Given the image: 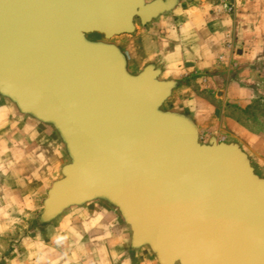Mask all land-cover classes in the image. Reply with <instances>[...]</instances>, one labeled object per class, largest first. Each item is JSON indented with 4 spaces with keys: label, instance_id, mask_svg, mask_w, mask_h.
I'll return each instance as SVG.
<instances>
[{
    "label": "water",
    "instance_id": "water-1",
    "mask_svg": "<svg viewBox=\"0 0 264 264\" xmlns=\"http://www.w3.org/2000/svg\"><path fill=\"white\" fill-rule=\"evenodd\" d=\"M180 1L0 0V97L64 145L42 222L100 200L157 264H264V178L237 144L201 143L189 115L163 110L175 81L130 72L110 42Z\"/></svg>",
    "mask_w": 264,
    "mask_h": 264
},
{
    "label": "crops",
    "instance_id": "crops-1",
    "mask_svg": "<svg viewBox=\"0 0 264 264\" xmlns=\"http://www.w3.org/2000/svg\"><path fill=\"white\" fill-rule=\"evenodd\" d=\"M234 1L233 14L205 0L178 3L146 26H135L133 43L120 49L129 70L131 59L138 57V69L130 72L152 65L160 69L162 80L175 81L168 103L175 111L189 115L201 136L237 144L252 164L258 154L249 132L231 115V106H241L239 99L247 94L234 82L242 76L241 66L246 63L242 42L249 38L246 31H250L254 13L250 0ZM65 160L64 145L50 126L20 114L0 97V232L16 233L18 215L31 218L35 200L43 189L47 192L46 184L60 174ZM75 209L85 215L82 231H74L72 238L63 236L59 224L66 223L69 216L60 218L57 241L46 240L54 230L24 241L25 246L19 248L24 264H68L69 258L86 255L99 264H153L143 250L131 248L124 240L122 225L108 204L97 200ZM86 241L91 247L81 249ZM76 260L72 264L82 262Z\"/></svg>",
    "mask_w": 264,
    "mask_h": 264
},
{
    "label": "rangeland",
    "instance_id": "rangeland-1",
    "mask_svg": "<svg viewBox=\"0 0 264 264\" xmlns=\"http://www.w3.org/2000/svg\"><path fill=\"white\" fill-rule=\"evenodd\" d=\"M147 2H151L153 0H146ZM194 0H181L179 3L186 4L192 3ZM206 2L215 6V8H221L224 3L233 5L235 4L234 0H205ZM251 9L253 10L254 17L251 19L252 24L250 26V31H246V36L244 38L242 44L243 51H245L246 63L242 65L241 74L239 76L238 82H234V85L240 83L246 91V97L243 99H239L241 106L237 105L236 107L231 106V115L237 116L238 121L242 123V125L246 128L249 132L251 137V142L253 148H255L258 159L252 161V167L254 168L255 173L264 178V0H250ZM235 11V9H234ZM234 13V12H233ZM232 13V14H233ZM167 14V13H166ZM135 26L140 27L138 20H135ZM136 30L131 35H123L119 37H115L110 40L111 43H114L119 48H126L128 43H133L135 39ZM244 37V35H243ZM88 39L91 41H104L103 37L97 34H92L88 36ZM133 48V53L137 52L136 47L134 44L131 45ZM131 49V50H132ZM137 62V63H136ZM131 68L130 71H136L139 67V60L138 57H133L131 59ZM232 68H234L232 66ZM236 73L237 70L233 69ZM235 73V74H236ZM240 100H243L242 102ZM4 103L8 105L14 106L4 99ZM163 110L167 111H175L174 108H171L168 100L163 105ZM177 112V111H175ZM200 135V134H199ZM216 138V137H215ZM210 138L200 135V142L206 144ZM218 140V138H216ZM220 141V140H218ZM66 163H68V157L66 154ZM61 175L58 173L57 176L54 178L49 179L48 184H46V189H48L53 181L60 179ZM45 189V190H46ZM46 197V191L41 192L39 197L35 200L34 207L32 209V213L30 214L31 218L27 216L28 219L18 215L19 223L16 225L17 231L16 233H10L8 231L0 232V264H24V259H20V254L22 251L19 248L25 246L26 240L33 238L35 235L43 234L45 231L54 230V235L51 233L48 238L46 239L48 242L57 241L60 235L58 233V224L60 218L68 217L66 223L60 222L59 225L61 227V234L65 237L72 238L73 232L80 233L82 231V219L84 218V214L78 213V209L70 208L63 212L60 216L56 217L50 222H42V203ZM109 208L114 212L115 218L119 221L122 225L123 231L125 232L124 240L130 244V232L127 226L123 224L121 221L117 211L108 205ZM62 220V219H61ZM84 223V222H83ZM16 234V235H15ZM55 237V238H54ZM57 238V239H56ZM35 241V239H32ZM25 241V243H24ZM46 241V242H47ZM62 239L60 240V242ZM64 241V240H63ZM63 241L61 243H63ZM27 242H29L27 240ZM36 242V241H35ZM87 242V243H86ZM84 242L85 245H81V249L88 250L91 247V242L89 241ZM37 243V242H36ZM73 243V242H72ZM83 244V243H82ZM64 245V244H63ZM94 246V245H93ZM83 247V248H82ZM72 249L73 246H70ZM146 254L147 257L153 260V264H157L154 256L151 252L146 248H140ZM19 254V255H18ZM24 257V256H23ZM73 259V260H72ZM77 259V260H76ZM69 258L68 264H72L75 260H82V262H78L80 264H99L98 261L94 262L92 258L88 255L85 258ZM117 264V263H115Z\"/></svg>",
    "mask_w": 264,
    "mask_h": 264
},
{
    "label": "built area",
    "instance_id": "built-area-1",
    "mask_svg": "<svg viewBox=\"0 0 264 264\" xmlns=\"http://www.w3.org/2000/svg\"><path fill=\"white\" fill-rule=\"evenodd\" d=\"M224 13L226 14H232L234 12V6L233 5H230V4H227V3H224L221 8H220Z\"/></svg>",
    "mask_w": 264,
    "mask_h": 264
}]
</instances>
